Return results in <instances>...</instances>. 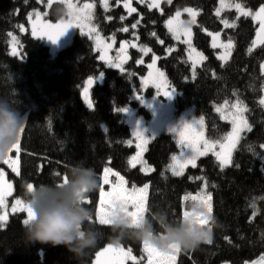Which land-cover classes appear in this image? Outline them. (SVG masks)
<instances>
[{"label":"trees","instance_id":"trees-1","mask_svg":"<svg viewBox=\"0 0 264 264\" xmlns=\"http://www.w3.org/2000/svg\"><path fill=\"white\" fill-rule=\"evenodd\" d=\"M92 1L95 32L113 36L114 49L127 42L124 46L131 60L123 64L124 72L99 61L87 35L77 33L67 47L52 55L41 40L19 32L27 25L30 13L44 10L42 2L0 0V98L12 102L25 121L20 153L16 154L17 172L8 174L12 179L11 199L23 200L28 184L62 180L70 165L84 161L97 175V189L89 195L87 206L93 210V224L98 228L96 246L77 260L64 246L27 242L22 228L25 212H11L0 228V264H91L98 251L112 244L114 235L96 219L106 167L124 177L128 189L133 184L140 188L148 183L146 214L164 212L177 223L189 207L184 197L197 194L206 184L207 193L212 194L211 218L219 227L213 228L212 243L192 252L180 251L176 264H246L264 255V148L260 147L264 144V106L259 103L264 83L260 67L264 44L253 46L255 22L226 10L223 18L234 22L235 27L224 28L215 15L218 0H162L159 7L151 8L149 0H132L136 11L131 13L115 0H108L107 10L101 0ZM234 1L251 10L264 4V0ZM182 8H193L198 13L192 40L205 59L194 76L185 46L174 41L165 25V20ZM64 12L61 2H53L47 18L56 21ZM216 32L233 42L230 58L224 64L209 45L210 33ZM10 33L18 36L21 57L8 51ZM131 43L150 49L145 61L152 54L156 56L157 66L175 89V110L193 108L204 117L207 140L220 139L231 130V123L221 118L215 105L226 104L232 109L240 101L248 109L244 116L252 131L242 134L230 165L222 170L210 153L199 158L196 167L189 166L183 175L174 176L169 160L177 148L169 133L157 134L148 144L145 159L154 171L144 174L129 165L135 148L126 143L130 140L129 125L117 109L136 107L132 93L138 88L139 75L146 70L144 63H133L140 54ZM100 74L102 80L98 81ZM90 77L94 81L91 109L80 99ZM138 112L144 113L142 108ZM120 245L131 249L139 264L146 263L142 241L125 238Z\"/></svg>","mask_w":264,"mask_h":264},{"label":"snow or ice","instance_id":"snow-or-ice-1","mask_svg":"<svg viewBox=\"0 0 264 264\" xmlns=\"http://www.w3.org/2000/svg\"><path fill=\"white\" fill-rule=\"evenodd\" d=\"M67 3V7L69 10V16L71 17L67 21H61L59 24L51 25V24H43L41 22L42 27L40 29L37 28V25L32 26V35L36 38H47L49 41L55 43L57 38L62 36L67 29L70 27H79L81 31H83L84 23L90 18L91 15V9L93 5L91 4H85L83 6V9H76L75 6L68 2V0H65ZM104 8L107 10L108 8V0H101ZM170 2V0H169ZM221 5H224V0H221ZM159 7V0H154L153 4H149V7ZM229 7H235L237 13L241 16H251L254 20L259 19L260 20V28L258 30L257 36L261 44H264V4H262L258 11L253 13L251 10H248L242 5L241 3H236L234 5H228ZM125 7H128V2L126 0ZM135 8H130L129 12H135ZM186 12L189 13V15L192 17V20L190 23H195V17L198 14L194 9L186 8ZM218 16L220 14V10L217 9ZM180 13L177 12L176 16L179 17ZM39 16V14H37ZM121 19H124V17H121ZM139 21H137L136 24H133L132 27L136 28ZM224 23L225 27H235V23H229L228 21H222ZM166 24L169 26V30L173 31L172 24L173 20L170 19L166 22ZM21 31L24 29L21 28ZM123 31L127 32L128 29L124 28ZM178 30L184 31L187 34L190 35V29L187 27L179 28ZM42 31L43 35L37 36V32ZM90 33L94 32L95 29H90ZM152 35H155L153 33ZM175 35V32H174ZM213 35V47H222L224 48V53L218 56V59L221 61H225L228 56L231 54V48H232V42L231 39H229V42L227 44H217L216 39L219 36V33L212 34ZM127 43V42H125ZM163 43V41H161ZM189 45L190 49V58L191 53L195 52V49L191 47V41H186ZM257 41H253V46H255ZM121 48H124V44L121 45ZM144 52L150 51V49L143 48L141 49ZM171 51V50H169ZM251 52V49H249ZM197 57H199L201 60L205 59V57L199 53H195ZM12 55H18V52L15 50L12 52ZM101 59H104L103 54L101 55ZM142 61H137V63H141ZM156 64V58L153 57L152 63L148 65L149 68H153ZM110 66L120 67L119 64H114ZM261 70L264 71V64H261ZM195 75V62H193V76ZM151 76V73H150ZM159 77L161 78L159 81H153V86L156 89L157 95H162L165 97H170L172 92L175 91L173 86H171L167 80L163 79L164 73L159 72ZM93 83L92 78L90 77L89 80L86 82L87 86L83 89V95L85 102L88 104L89 108H92V102L89 99V87ZM144 82L142 81V87H144ZM137 99H140V95H137ZM260 105L264 106V97H261L259 100ZM234 111L230 112L227 116H225L222 113L221 118L222 119H228L231 117V123H232V131L227 133L224 137L209 141L203 138L202 132L200 131V128L197 127V125H200L202 127L204 117H200L199 121H193L191 124L189 122H181L178 128H171L169 131L177 132L180 136V139L177 141L178 144L181 145L182 148L190 149V154L188 156H181V163H177V156H172L173 164L170 165V169L172 171V174L174 176H181L183 175V169L186 165L190 164L192 167H196V160L199 156L207 155L209 151H212L216 145H219L221 151L220 152H213V154L216 156V159L219 161V166L223 170L228 165L232 163L231 155L232 151L236 148V146L240 143L243 133L251 132L252 131V125L248 122V120L245 118L244 113L248 111V109L240 102L237 101L233 106ZM117 111H126L125 108H118ZM217 111H221L220 108H217ZM24 131V127L21 128V132ZM133 135L136 137L140 143H137L136 147L140 150V152L146 151V145L149 143V139L145 138L142 131H133ZM129 145L132 143L131 140L126 141ZM203 145V150H201L200 145ZM260 147L264 148V144L260 145ZM21 149V143H20V137L17 139V142L15 145H13V148L9 150V153H12L15 151L17 155H19ZM8 153V154H9ZM140 153H138V156ZM264 157V156H262ZM140 163L142 165L141 171L142 172H150L154 171V169H151L147 166V163L143 161L142 159H138L137 157H132L129 160V164L133 167H135V163ZM3 162L5 164H8L13 172L17 171V168L15 167L17 161L11 160L10 156L7 155ZM236 167H239V165H236ZM104 175L101 178L102 184L100 187V207L96 209V219L99 224H106L108 222L107 218L114 214L117 210L124 212L133 223L137 221L138 217H142L146 214L148 211L146 202H147V195L150 185L148 183H145L142 187L137 188L136 185L131 186V191H129L127 188L124 187L126 184V181L124 180V177L120 176L118 173H111V169L105 168L104 169ZM113 174L117 177V182L115 184H112L111 191L105 192L103 185H108L110 183L109 181V174ZM59 175V174H57ZM5 173L3 171H0V209L6 208V197L11 194L12 185L10 183H7L4 180ZM66 179V177H64ZM199 179V178H198ZM27 187L31 189L32 184H28ZM137 193L141 194L139 198H137ZM211 193L208 192L206 195L201 196L200 194H197V196H185L184 200H191L193 202V205L202 208L203 212L201 213H192L190 211H184L183 212V219L185 221H188L190 217H194L195 222L199 223L201 225H208L209 221L211 219V213H212V202H211ZM107 197V199H106ZM85 203H89L88 199L85 201ZM252 207H255L253 204ZM12 211L13 212H26L27 216L26 219L23 220V223H27L28 220L32 216L31 209L25 205L24 201L22 199H16L15 202L12 205ZM253 215H256L254 212ZM7 215L4 213H0V227H3L7 223ZM227 239V238H226ZM212 243V240L209 242ZM144 245V251L148 254V264H154L153 262V256L160 257L161 260L159 264H176L177 254L180 252L179 248L177 247H170L168 250H161L157 249L154 246H152L148 241L143 242ZM114 251L122 253L125 258H130L133 261V264H139L137 261V258L135 256L131 255V249H128L126 252L121 247V245H114L109 244L103 252H97L96 256L99 258L104 253L108 251Z\"/></svg>","mask_w":264,"mask_h":264},{"label":"rangeland","instance_id":"rangeland-1","mask_svg":"<svg viewBox=\"0 0 264 264\" xmlns=\"http://www.w3.org/2000/svg\"><path fill=\"white\" fill-rule=\"evenodd\" d=\"M40 1L42 2V5L44 6V10H35L32 13H30L28 15V18H27V25L21 26V28H23L24 30L23 31L19 30L20 33L23 34L24 32H28V34L32 38L41 40L48 47V49L50 50V53L52 55H55V53H57L59 50L67 47L71 43L74 35H76L77 33L82 34V35H87L92 40L94 48L98 53V60L101 61L102 63L107 64L108 66L114 65V64H119L120 67H115V66H110V67L116 69L119 72H124V68H123L124 65L118 62L119 56L122 53V51H121L122 48L120 46V48L114 49L115 38L113 36H110V37L102 36V35L96 33L95 31L90 33V31H89L90 29H94L92 27V16H93V10H94V1H92V0H68V2L72 3L75 6V8L78 10L83 9V6L85 4L93 5V7L91 9V15H90V18L84 23L83 31H81V29L79 27H75V26L70 27L69 29H67L65 31V33L62 36L57 38L55 43L49 41L47 38H36V37H34L32 35V26L35 24V25H37V28L40 29L42 27L41 22H43V24L56 25V24H59L62 20L67 21L68 19L71 18L69 16V10L67 7V3L65 2V0H40ZM136 1L141 2L142 0H136ZM149 1L152 4L154 3V0H149ZM164 1H166V0H164ZM53 2H61L63 4L64 10H65L64 15L56 21H51L47 18L48 8H49L50 4ZM115 2L118 4H123V6H125L126 0H115ZM127 2H128V7H125V8L129 11L130 8H134V5L132 4V0H127ZM161 2H162V0H159V4ZM236 3H240V2H237L234 0H224V5L222 6L221 0H218L217 6L215 8V15L220 19L221 23H222V21H225V20L228 21L230 24L233 23L232 21H229L226 18H223V12L226 10L234 11L237 16H241V15H239V13H237L235 7H229L228 6V5H234ZM259 8L255 9V10H251L249 8H246V9L251 10L253 13H255L256 11L259 10ZM160 9H161V7H160ZM185 9L186 8H182V9H178L175 12H173L165 20V25H166V28L168 29L169 33L171 34V37L174 39V41L176 43H182L185 46L186 59L190 63L191 71L193 74V62H195V69H196L202 63V61L204 59L201 60L195 54L196 52H199L203 55V53L199 49H197V47L193 44L192 31H193V26L195 25V23H190V21L192 20V17L189 15L188 12L185 11ZM191 9H193V8H191ZM217 9L220 10L219 16L216 14ZM177 12L180 13L179 17L176 16ZM37 14H39V16H37ZM245 17L251 18L256 24L257 29H256L255 41H257V43L254 47H257V46L261 45V43L258 39V36H257L258 30L260 28V20L259 19L254 20L251 16H245ZM170 19L173 20V24H172L173 31H170L169 26L166 24V22ZM195 20H196V17H195ZM222 25L224 28H227V27H225L224 23H222ZM183 27H187L190 29V35L184 31L178 30L179 28H183ZM174 32H175V35H174ZM216 33H219V32H216ZM216 33H210L209 45L212 49L215 50V55L218 58V56L223 54L225 50H224V48L219 47V46L213 47L214 40H213L212 34H216ZM41 35H43V32L38 31L37 36H41ZM188 40L191 41V47L193 49H195V52L191 53V58H190L189 45H188V43H186V41H188ZM228 42H229V39L222 38L221 34L219 33V36L216 39V43L219 45V44H227ZM122 44H125V42L121 43V45ZM131 44L133 46H135L138 53L140 54V56L137 59H134L135 64H143L144 63L146 66V70L143 72V74L139 75V77H138V80H139L138 88L133 90V93H132V100L136 103V107H134L132 109L126 108V111L121 112L123 117H124L125 122L129 125L130 140L132 141L131 145H133L135 148L134 152L130 156V159L132 157H137L138 159H142L143 161H145L147 163V166L152 169V166L145 159V152L146 151L140 152V150L136 147L137 143H140V141H138L136 139V137L133 135V131H142L144 137L149 139V142L159 133H169L173 137V139L176 143V148H177L176 152L172 153L170 156L169 166L173 164L172 156H177V158H178L177 163H181L182 162V160L180 159L181 156L182 155L185 157L188 156L190 154V149L182 148L181 145L177 143V141L180 139L179 134L177 132L169 131V129L178 128L179 125L181 124V122H189V124H191L193 121H199L201 116L196 114L193 108H186L182 111H176L174 108V98L176 95L175 91L172 92L170 97L157 95L156 89L153 86V81H159L161 79L159 77V72H163V71L157 66V64H155V66L153 68L148 67V65L152 63L153 57L156 58V56L152 54L150 59L145 61V59H146V57L150 51L144 52L141 49L147 48V47L142 46L141 44L140 45H135V43L134 44L131 43ZM232 48H233V42H232ZM232 48H231V52H232ZM14 50L16 52H18V55H15V56L12 55V52ZM8 51H9L10 55H12L14 57H21V49L19 47L18 36L14 33L9 34ZM113 51H115V52L113 53ZM102 54L104 56V59H101ZM230 55L228 56V58L225 61H221L220 59H218V60L224 64L229 60ZM137 61H142V62L137 63ZM261 64H264V60L262 61ZM150 73H151V76H150ZM262 74L264 75V71H262ZM97 79H98V81H101L102 80V74H100ZM163 79L167 80L165 73H164ZM142 81L144 82V85H145L144 87H142ZM137 95H140V99L136 98ZM262 97H264V83L262 86ZM138 108H142L144 113L143 114L139 113ZM217 108H220L221 111H217ZM214 110L216 112H218L220 114V116H222V113L225 116H227L230 112L234 111L233 107H232V109H230L226 104L215 105ZM22 119L24 120V118H22ZM225 120L228 121L229 123H231V117H229L228 119H225ZM197 127L200 128V131L202 132L203 138L206 139L205 135H204L203 125H202V127L200 125H197ZM231 131H232V123H231V130L229 132H231ZM148 144L146 145V148L148 147ZM200 147H201V150H203L202 144L200 145ZM220 151H221V149H220L219 145H216L212 151L208 152V154L211 153L216 158V156L213 154V152H220ZM138 153H140L139 156H138ZM16 154L17 153H15V151H13L12 153H9L8 155L10 156L11 160L17 161ZM201 157H203V156H199L197 158V160ZM0 163H2L4 165V168L0 169V171H3L5 173L4 180L7 183H10L12 185V179L9 177L8 174H9V172L15 174L17 171L13 172L12 168L8 164H5L3 162V159H0ZM134 163H135V167H137L140 170L142 165L140 163H136L135 161H134ZM189 166H191V165L188 164L184 167L183 174L185 173L186 168ZM15 167L17 168V163H16ZM131 167H133V166H131ZM169 170L172 173L170 167H169ZM151 172L152 171L147 172V173L146 172H142V173L149 174ZM111 173H113V172L111 171ZM111 173L109 174L110 183L108 185H104V191L106 193L111 191L112 184H115L117 182V177ZM104 174L105 173L103 172V175ZM124 187L127 188L126 185H124ZM128 190L131 191V189H128ZM197 194H200L201 196L207 194L205 183L201 185V189L197 192ZM197 194H191L189 196H197ZM11 195H12V189H11V194L6 197V208L0 209V213L6 214L7 217H9V214L11 212H13L12 211V205L15 202V200L11 199ZM136 195H137V198H139V196L141 194L137 193ZM106 199H107V197H106ZM186 201L188 202V206H189L187 211H190V206L193 205V202L191 200H186ZM98 207H100V195H99ZM25 214H26V212H25ZM26 216H27V214H26ZM3 227H0V228H3ZM107 246L108 245H106L104 248H102L98 252H103V250ZM121 247L125 250V252L128 250V248H124L123 246H121ZM143 247H144V245H143ZM131 255L134 256L132 253H131ZM145 256H146V263L145 264H148V254L146 252H145ZM160 260H161L160 257L153 256L154 264H159ZM132 262L133 261L130 258H125L122 253L114 252V251L110 250V251L104 253L99 258L95 254L94 259L92 260L91 264H129ZM246 264H264V255H261L257 259H255L254 261L248 262Z\"/></svg>","mask_w":264,"mask_h":264},{"label":"clouds","instance_id":"clouds-1","mask_svg":"<svg viewBox=\"0 0 264 264\" xmlns=\"http://www.w3.org/2000/svg\"><path fill=\"white\" fill-rule=\"evenodd\" d=\"M25 121L7 98H0V159H4L20 137ZM66 179L52 183L26 187L23 201L32 216L23 223L25 240L29 243L64 246L80 260L94 248L98 239V228L93 224V210L85 201L97 189V175L84 161L70 165ZM190 212L201 213L202 208L190 206ZM106 226L114 234L112 244L119 245L125 238L148 241L161 250L177 247L183 252H192L209 244L213 228L219 223L212 218L208 225L188 221L172 222L164 212H151L138 217L135 223L117 210L107 218Z\"/></svg>","mask_w":264,"mask_h":264},{"label":"water","instance_id":"water-1","mask_svg":"<svg viewBox=\"0 0 264 264\" xmlns=\"http://www.w3.org/2000/svg\"><path fill=\"white\" fill-rule=\"evenodd\" d=\"M129 61H130V55H129V54H123V55L119 58V60H118L119 63H122V64H124V65L128 64ZM87 81H88V80H87ZM87 81H86V82H87ZM86 82L84 83V87L87 86ZM84 87H83V89H84ZM93 87H94V81H93V83L91 84V86L89 87V99H90V100H91V97H90V94H91V93H90V91L92 90ZM83 89H82V91H81V93H80V99H81L82 103H83L87 108H89V107H88V104L85 102V99H84ZM89 109H91V108H89Z\"/></svg>","mask_w":264,"mask_h":264},{"label":"flooded vegetation","instance_id":"flooded-vegetation-1","mask_svg":"<svg viewBox=\"0 0 264 264\" xmlns=\"http://www.w3.org/2000/svg\"><path fill=\"white\" fill-rule=\"evenodd\" d=\"M122 51V53H121V55L119 56V58L123 55V54H129V52H127L128 50H127V46H124V48L121 50ZM130 55V54H129ZM136 59V58H135ZM130 60H131V55H130ZM133 63H135V62H133Z\"/></svg>","mask_w":264,"mask_h":264},{"label":"crops","instance_id":"crops-1","mask_svg":"<svg viewBox=\"0 0 264 264\" xmlns=\"http://www.w3.org/2000/svg\"><path fill=\"white\" fill-rule=\"evenodd\" d=\"M143 249H144V247H143Z\"/></svg>","mask_w":264,"mask_h":264},{"label":"bare ground","instance_id":"bare-ground-1","mask_svg":"<svg viewBox=\"0 0 264 264\" xmlns=\"http://www.w3.org/2000/svg\"><path fill=\"white\" fill-rule=\"evenodd\" d=\"M132 109V108H131Z\"/></svg>","mask_w":264,"mask_h":264}]
</instances>
